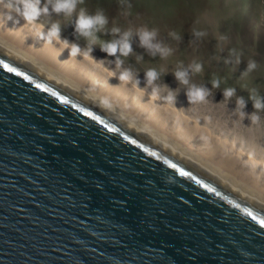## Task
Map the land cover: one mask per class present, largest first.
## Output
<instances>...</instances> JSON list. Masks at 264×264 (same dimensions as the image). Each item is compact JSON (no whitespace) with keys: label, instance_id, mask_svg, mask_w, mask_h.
<instances>
[{"label":"water","instance_id":"95a60500","mask_svg":"<svg viewBox=\"0 0 264 264\" xmlns=\"http://www.w3.org/2000/svg\"><path fill=\"white\" fill-rule=\"evenodd\" d=\"M0 264H264V204L0 44Z\"/></svg>","mask_w":264,"mask_h":264},{"label":"bare ground","instance_id":"6f19581e","mask_svg":"<svg viewBox=\"0 0 264 264\" xmlns=\"http://www.w3.org/2000/svg\"><path fill=\"white\" fill-rule=\"evenodd\" d=\"M6 3L7 0H0V44L7 51L30 61L60 83L90 96L98 103L106 97L110 104L107 108L117 116L130 120L163 146L264 204V152L259 154L260 146H264L263 118L259 117L257 122L250 124L249 120L241 121L236 111L232 118V112L224 111L222 117L211 111L212 108L204 114L202 105L205 104H189L182 91L177 92L172 86L159 82L154 84L160 87L161 96L167 95L168 90L174 91V105L166 104L161 99L153 101L149 97L151 86H147L145 77H140L133 69L138 66L145 70L138 61V54L142 55L139 46L130 41L132 52L129 55L131 57L136 52V58L132 59L129 55L121 57L123 63L120 68L115 65V57L106 54L102 56L99 53L101 57L90 54L92 61L81 56L70 57L68 50L59 43L53 41L46 44L43 39L37 38L35 28L24 24L21 17L6 8ZM261 3L262 0H259V5ZM75 15L74 12L72 16L65 17L50 11L45 16V22L38 20L37 23L43 25L46 32L51 23L58 22L60 38L65 40V37L76 34L72 30ZM106 17L108 20L112 18L109 15ZM113 22L108 24L121 32L129 30L125 26V17L120 18V14ZM108 26L104 28L106 35L112 34ZM107 60L113 64L107 65ZM124 69L130 70L133 80H139L137 89L132 87L131 82L122 84L117 79ZM108 71L116 75L109 77ZM138 89L143 90V94ZM240 93L239 97L246 95ZM247 140L251 143L249 150Z\"/></svg>","mask_w":264,"mask_h":264},{"label":"rangeland","instance_id":"374dc122","mask_svg":"<svg viewBox=\"0 0 264 264\" xmlns=\"http://www.w3.org/2000/svg\"><path fill=\"white\" fill-rule=\"evenodd\" d=\"M80 8H84L89 14L102 10L105 16L113 18L109 19L108 23H114L119 14L120 18L125 17V26L133 34L130 41L142 51V55L138 54V61L144 65L145 70L138 66L133 67L140 77H145L144 72L147 69L155 68L161 73L155 82L168 84L175 91H182L184 95L188 86L180 85L172 73L178 66L186 68L193 62H199L202 69L199 73H190L189 84L210 89L207 100L199 103L205 104L202 105L204 114L212 108L211 111L222 117L224 111L232 112L230 118L234 111L238 115L239 109L235 110V101L240 91L246 94L240 96L246 103L243 109L245 113L253 111L248 100L250 89H255L258 95L264 97V11L259 6V0H83L77 4V10ZM45 16L39 18L42 23L45 22ZM108 23L105 27L110 25L108 27L113 28V25ZM140 28L155 29L157 36L154 42L171 48V54L160 58L158 53L153 55L141 47L136 37V31ZM72 30L74 31V28ZM194 30L203 31L205 35L196 37L193 35ZM170 32L175 33L177 38L173 39L169 35ZM96 36L99 41L91 45L77 33L65 39L79 45L83 50L91 47V55L100 56V53L104 56L100 41L117 39L119 34L106 35L102 29ZM133 54L129 57L135 59L137 53ZM237 56L239 63L236 62ZM249 60L256 62V68L241 77ZM105 63L109 66L113 64L109 60ZM212 79L220 80L219 87L211 88ZM226 87L236 89L234 96L229 99H224L222 95ZM256 114L264 119V110ZM247 145L249 150L251 143L248 140ZM263 152L264 146H260L259 154ZM262 161L264 162V158Z\"/></svg>","mask_w":264,"mask_h":264},{"label":"clouds","instance_id":"9594fccd","mask_svg":"<svg viewBox=\"0 0 264 264\" xmlns=\"http://www.w3.org/2000/svg\"><path fill=\"white\" fill-rule=\"evenodd\" d=\"M83 0H7L6 8L17 14L24 21V24L30 25L35 28L36 36L39 39H43L46 44L53 41L59 43L62 48L67 49L70 57L81 56L83 59H88L92 61L90 56L91 47L81 50L79 45L72 43L70 44L66 39L61 40L60 38V24L58 22H53L47 28L45 32L44 26L37 23L42 15H48L49 12L57 15H63L65 17H70L75 12V21L73 24L74 31L86 38L89 45L97 43L98 37L96 33L104 29L105 25L108 23L107 17L104 15L102 10L96 11L94 14H89L84 8H80L77 11V4L82 3ZM49 4L51 7L49 8ZM261 10L264 11L261 5H259ZM112 34H119L117 39L109 41H100V49L107 56L115 57V65L120 68L123 60L121 57H127L132 52V47L130 43V37L132 32L130 30L120 31L119 28L113 27L110 29ZM169 35L176 39L175 33L170 32ZM193 35L196 37H201L205 35L203 31H193ZM157 31L155 29L140 28L136 31V37L138 39L139 45L147 49L151 54H159L161 58L166 57L171 54L172 49L166 46H162L159 42H154L156 40ZM118 54V55H117ZM139 59V58H138ZM228 61H225L227 63ZM236 62L239 63V57L237 56ZM256 68V62L254 60H249L246 63L244 71L241 73V77L246 76L249 72ZM202 69V65L199 62H193L189 64L186 68L178 66L177 69L172 73L174 78L178 81L180 85H186V99L189 104L201 103L207 100L210 94V89L203 86H196L189 84L190 73H199ZM116 75L112 71H108V76L112 77ZM161 73L155 68H149L144 72L147 86H151V91L149 97L151 100L155 101L158 99L163 100L166 104L174 105L175 93L172 90L167 91V95H160V87L154 84L160 77ZM117 79L122 84L132 83V87L137 89L139 80H133L132 73L128 69H124L119 72ZM211 88L215 89L219 87L220 80L212 79ZM138 91L143 94V90L138 89ZM236 89L233 87H226L222 91L224 99H229L234 96ZM248 100L252 104L253 111L251 113H245L243 109L245 108V100L243 97L236 98V109H239L238 115L240 120L243 121L247 118L250 124L255 123L259 120V116L256 114L260 110H264V97L257 94L255 89H250ZM101 105L105 107H110L108 99L101 98ZM174 110H176L174 108Z\"/></svg>","mask_w":264,"mask_h":264},{"label":"built area","instance_id":"2783aa9c","mask_svg":"<svg viewBox=\"0 0 264 264\" xmlns=\"http://www.w3.org/2000/svg\"><path fill=\"white\" fill-rule=\"evenodd\" d=\"M261 6L264 9V0H262Z\"/></svg>","mask_w":264,"mask_h":264}]
</instances>
